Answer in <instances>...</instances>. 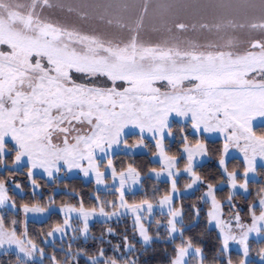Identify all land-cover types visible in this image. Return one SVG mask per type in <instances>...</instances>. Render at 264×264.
<instances>
[{
  "label": "rangeland",
  "instance_id": "obj_1",
  "mask_svg": "<svg viewBox=\"0 0 264 264\" xmlns=\"http://www.w3.org/2000/svg\"><path fill=\"white\" fill-rule=\"evenodd\" d=\"M0 3V175L15 150L11 164L27 166L30 181L35 175L78 176L92 182L96 191L116 192L114 201L106 204L93 194L96 204L91 207L83 202L23 207L27 221H42L53 211L62 215L63 226L46 242L65 240L75 228L87 238L95 222L130 216L139 239L149 245L145 221L156 212L169 216V239L179 236L184 217L177 199L197 185L195 168L209 155L203 142L185 145L182 156L187 161L180 165V158L166 149V139H175L171 129L178 123L190 122L195 134L222 140L218 163L230 192L250 196L249 182L264 166V136L256 133L264 125V0ZM12 11L30 13L116 50L136 44L143 51L199 57L170 59L158 56L161 52H143L138 59H118L83 53L62 40L21 29L10 17ZM125 155L146 156L150 164L133 161L125 166L119 163ZM234 157L243 161L242 169L230 167ZM181 176L192 180L183 191L178 185ZM145 178L166 182L167 192L157 201L131 203V194L142 189ZM15 186V191L24 192ZM256 194L248 218L237 217L235 224L234 219L231 224L224 219L212 191L205 195L211 202L210 224L218 228L227 253L235 249L245 255L241 264L252 257V241H264V188ZM1 210H18L2 181ZM10 237L6 231L0 235V249L33 255ZM256 256L264 264V247ZM192 257L203 264L202 249L180 246L174 264H187Z\"/></svg>",
  "mask_w": 264,
  "mask_h": 264
},
{
  "label": "trees",
  "instance_id": "obj_2",
  "mask_svg": "<svg viewBox=\"0 0 264 264\" xmlns=\"http://www.w3.org/2000/svg\"><path fill=\"white\" fill-rule=\"evenodd\" d=\"M175 139H166L167 151L174 157H179L180 165L185 166L182 147L205 143L209 160L197 165L195 174L197 185L188 194H182L177 203H181L183 210L182 233L175 239L168 236L167 213L156 212L145 221L151 236V243L145 245L138 237L137 226L130 216H122L112 222H95L90 227V234L83 238L79 229L66 233V239H46L55 229L64 224L62 215L56 211L50 213L42 221H27L22 212L23 207L40 205L47 207L50 203L81 204L87 207L95 205L93 194H97L106 204L114 201L115 191H96L92 182L83 178L54 177L48 179L42 175H35L29 180L27 166L15 168L12 164L13 150L8 155L6 172L0 175V181L5 182L10 198L16 203L18 210L0 211V235L4 231L21 242L33 255L24 257L13 249H0V264H174L178 255V248L187 244L199 247L203 251V264H241L245 258L242 252L231 249L228 253L222 245V237L218 228L210 224L211 202L206 199L207 192L212 191L217 201L222 205L224 219L229 223H236L237 217L248 218L250 204L256 201L259 188H264V166L257 170L258 178L251 180L250 196L232 195L227 176L218 163L222 152V140L208 139L203 135L192 132L190 122L178 123L172 126ZM258 135L264 136V125L256 128ZM122 164H148L146 156L125 155ZM122 159V158H120ZM187 161V160H186ZM147 164V165H148ZM230 167L242 169L243 161L237 157L230 159ZM9 178H13L11 183ZM192 180L181 176L178 185L181 191L191 185ZM20 185L24 192L15 191V185ZM168 190L166 182L152 178L143 180L142 189L130 196V202L157 201ZM243 215V216H241ZM10 237V238H11ZM12 239V238H11ZM251 256L246 264H263L256 256L259 248L264 247V241H252ZM187 264H198L196 258H191Z\"/></svg>",
  "mask_w": 264,
  "mask_h": 264
},
{
  "label": "flooded vegetation",
  "instance_id": "obj_3",
  "mask_svg": "<svg viewBox=\"0 0 264 264\" xmlns=\"http://www.w3.org/2000/svg\"><path fill=\"white\" fill-rule=\"evenodd\" d=\"M0 6L2 4L0 3ZM51 6V4L49 5ZM47 6L43 7L44 9ZM43 10V9H42ZM13 13L15 11H12ZM15 20V23L17 26L21 27V29H25L28 31H37L39 34L43 35L48 40H62L65 43H68L75 49L78 48L79 51H82L83 53H91L92 55L96 56H103L105 55H111L113 54L116 56L118 59H123L127 57L129 59H138L139 54L146 52L149 54V56H156L155 53L153 52H161L158 54V56H166L170 59L174 58L176 55L177 56H182L184 55V58L188 59L189 57L197 58V56H194L192 53L190 55H185V54H176L175 52L172 51H149V50H141L140 48L137 47L136 44L131 45L130 48L125 46L124 48H121L119 50L113 49L110 44L106 43H100L94 39L88 38L85 35H80L78 33L70 32L68 30L61 29L59 27L52 26L51 24L44 23L41 20H36L30 13H21L19 11L15 12V15L10 16ZM136 42V41H135ZM222 53V52H221ZM219 54V53H218ZM141 56V55H140ZM189 56V57H188ZM217 56V55H216ZM220 56H223L221 54ZM199 57V56H198Z\"/></svg>",
  "mask_w": 264,
  "mask_h": 264
},
{
  "label": "water",
  "instance_id": "obj_4",
  "mask_svg": "<svg viewBox=\"0 0 264 264\" xmlns=\"http://www.w3.org/2000/svg\"><path fill=\"white\" fill-rule=\"evenodd\" d=\"M155 51H157V49H155Z\"/></svg>",
  "mask_w": 264,
  "mask_h": 264
}]
</instances>
